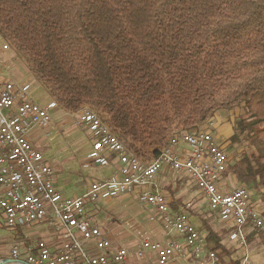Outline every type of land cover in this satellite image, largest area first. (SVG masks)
Returning <instances> with one entry per match:
<instances>
[{
  "label": "trees",
  "instance_id": "1",
  "mask_svg": "<svg viewBox=\"0 0 264 264\" xmlns=\"http://www.w3.org/2000/svg\"><path fill=\"white\" fill-rule=\"evenodd\" d=\"M0 35L61 108H93L148 161L173 134L241 108L230 140L249 152L224 174L264 207V0H0ZM251 240L264 245V228Z\"/></svg>",
  "mask_w": 264,
  "mask_h": 264
},
{
  "label": "built area",
  "instance_id": "2",
  "mask_svg": "<svg viewBox=\"0 0 264 264\" xmlns=\"http://www.w3.org/2000/svg\"><path fill=\"white\" fill-rule=\"evenodd\" d=\"M9 48L8 44L4 45ZM55 102L42 106L27 96V87L11 81L0 83V212L12 229L47 222L62 243L52 246L39 240L25 250L20 243L11 248L16 260L28 264H125L130 251L114 249L99 226L93 224L89 203L134 194L153 206L161 216L166 235L161 240L144 239L135 254H156L157 264H220L207 233L200 230L187 212L174 211L167 196L155 186L154 177L170 167L189 178L208 206L232 227L230 238L247 244L248 235L264 228L263 205L253 199L251 188L240 186L224 192L218 183L230 164V156L213 131L180 132L171 136L160 154L148 161L131 151L127 143L101 115L89 106L77 112V122L94 138L91 157L101 165L110 163L106 151L116 154L119 171L109 178L93 180L83 195L63 194L55 171L29 139L35 127L53 122ZM106 153V154H105ZM177 232L178 237L172 233ZM241 264H255L245 257Z\"/></svg>",
  "mask_w": 264,
  "mask_h": 264
},
{
  "label": "crops",
  "instance_id": "3",
  "mask_svg": "<svg viewBox=\"0 0 264 264\" xmlns=\"http://www.w3.org/2000/svg\"><path fill=\"white\" fill-rule=\"evenodd\" d=\"M4 45L0 49L1 53H5V51L9 50V48L5 49ZM12 55L13 54L5 53V58L3 57V60L1 62L2 64L0 66V79L5 78V76L1 75L3 72L2 67H7L10 70V76H12L13 78H21L20 76L22 72L9 60L13 57ZM50 103H48L47 105H49ZM52 116V123H54L55 121L57 122L61 119L69 118V116L72 115H70V113L67 111L58 109L57 114H52ZM212 119H215V116ZM222 121L223 124L221 123ZM52 123L50 125H52ZM211 123L213 125L212 129H214L213 133H215L216 136L223 137L225 134V136L229 135V137H231L234 133V127L227 125V123H224V120L222 119H218L216 122L211 121ZM49 126L39 127L30 132L29 139L33 142L36 147L39 142H41L44 138L43 134L45 133V131H47ZM94 141L95 140L91 135V142L93 145ZM93 151H95V149L91 151V153L89 154V158L91 157ZM108 156L110 160V163L108 165L114 167L115 175H117L119 171V163L116 154L112 153L108 154ZM45 160L49 164V160H47L46 158ZM90 160L93 161L95 165H101L94 161L92 157ZM178 174L181 175V173L177 172L176 170L170 167H165L154 177L155 186L161 189L163 193L167 196L172 210L187 212L190 216L191 221L204 233L208 234V230L204 229L207 228L208 222L210 226H212L219 232V234L223 235L222 244L227 248L228 251H226L227 253H225V256H223V258H219L220 264H241V262L246 256L250 259H252L256 255L260 256V254L264 256V245L258 240H254L250 244L247 241V244H245L244 246L232 240L230 238V232L232 229L231 225L221 220L216 214L211 212L208 206V202L205 198H202L203 202L198 201L195 197V192H191L190 194V188L195 187L197 189V187L192 184L189 178L185 175L184 176L187 178L186 182H179L175 178V176ZM55 180L58 188L60 189V185L62 184V182L57 179ZM239 182L240 181L235 175L223 174L221 180L218 183V187L224 192H231L239 186ZM196 193H200L198 189ZM200 197H202L201 193ZM142 203H145V206ZM203 204L206 205V207L211 212L209 213V216H207L208 214L203 213V211L200 212V210H203L204 208ZM87 209L92 214L93 224L100 227L103 234L110 239L114 249L126 248L130 251V255L125 264H157L156 254L149 253L145 257H140L135 254L136 250L140 247V244L144 239L161 240L166 235L162 218L153 206L142 201L141 199H138L137 196L134 194H124L117 196L116 198H105L101 199L96 203H89ZM123 222L131 230L138 234L137 237H131L132 235L125 233L124 231L119 232L120 229L123 228V225H121V223ZM216 225H219L220 228ZM14 230L15 232H17L15 234L17 238V243H20L22 250H25V248L29 245H35L39 240L42 239L46 240L52 246H57L62 243L61 238H58L54 234L53 229L50 228L47 222H42L33 226L17 228ZM172 236L178 237L179 235L177 232H173ZM36 237H38L37 241L35 239ZM252 261L254 262L253 259ZM0 264L27 263H22L13 258L11 255V250L10 252L5 253L1 248ZM173 264L187 263L178 261Z\"/></svg>",
  "mask_w": 264,
  "mask_h": 264
},
{
  "label": "rangeland",
  "instance_id": "4",
  "mask_svg": "<svg viewBox=\"0 0 264 264\" xmlns=\"http://www.w3.org/2000/svg\"><path fill=\"white\" fill-rule=\"evenodd\" d=\"M4 44L9 45V50L5 51V53L13 54V57L9 59L10 62L14 66L18 67L22 74L20 79H15L10 76V70L7 67H2L3 72L1 75L5 76V78L0 79V83L11 81L15 85L27 87V96L32 101H35L42 106H46L51 101L55 102L57 108L54 107V109L51 110L52 114L56 115L58 109L67 111L61 108L56 100L52 98L48 87L43 82L38 80L24 58L19 55L16 48L6 41L2 35H0V49ZM5 53L0 52V66L2 64L1 62L3 57L5 58ZM67 112H69L72 116L52 123V125H50L47 131H45L43 134L44 138L41 142H39L37 147L42 151L44 158L49 160V164L53 166L55 171V179L62 182L60 185V190L63 192V194L66 196L75 197L83 195L93 180L104 179L115 175V169L111 165H95V163L90 160L91 157L89 158V154L95 149L91 142V134L86 127L80 126L78 124L76 116L77 114L75 112ZM242 113L243 112H241V108L239 107L218 110L215 114V119H212V117L211 120L201 126V129L214 131V129H212L213 125L211 121L216 122L218 119H222L224 120V123L234 127ZM221 123L223 124V121ZM230 138L231 137H229V135L225 136V134L223 137H220V141L224 143L226 151L228 152L231 159L229 166L232 165V163L234 164L235 161H238L244 152H249V149H245V145L247 143H244V145L240 143L232 144ZM253 151H256V148L253 149ZM106 153L112 154L111 151H106ZM176 176L175 178L179 182H186L187 178L185 176H181L180 174ZM240 186L251 188L254 202L262 205V194L259 191H256V189H254L250 183L247 181L241 183L239 182L238 187ZM196 191L197 189L195 187L190 188V194L191 192H195V197L197 200L202 201V198L204 197H200V193H196ZM142 204L145 206V203ZM202 211L203 213L208 214L207 216H209V213H211L206 205H204L203 210H200V212ZM121 225H123V228L120 229L119 232L124 231L125 233L132 235L131 237H137L138 234L131 230L126 224H124V222L121 223ZM217 227L220 228L219 225ZM16 233L17 232H15L14 229L3 224V219L0 212V249L2 248L3 252H10L13 245L17 242L15 235ZM37 238L38 237L35 238L36 241L38 240ZM253 241L254 240H251L248 243L250 244ZM260 256L256 255L252 258L256 264H264V256L262 254H260Z\"/></svg>",
  "mask_w": 264,
  "mask_h": 264
},
{
  "label": "bare ground",
  "instance_id": "5",
  "mask_svg": "<svg viewBox=\"0 0 264 264\" xmlns=\"http://www.w3.org/2000/svg\"><path fill=\"white\" fill-rule=\"evenodd\" d=\"M36 128H38V127H35L34 129H36ZM113 154H115V153H113ZM24 263H27V262H24ZM28 264V263H27Z\"/></svg>",
  "mask_w": 264,
  "mask_h": 264
}]
</instances>
